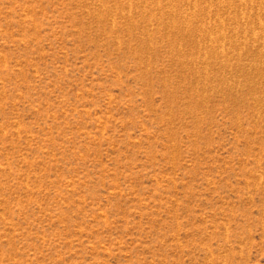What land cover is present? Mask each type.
<instances>
[{"label": "rangeland", "instance_id": "1", "mask_svg": "<svg viewBox=\"0 0 264 264\" xmlns=\"http://www.w3.org/2000/svg\"><path fill=\"white\" fill-rule=\"evenodd\" d=\"M0 264H264V0H0Z\"/></svg>", "mask_w": 264, "mask_h": 264}]
</instances>
